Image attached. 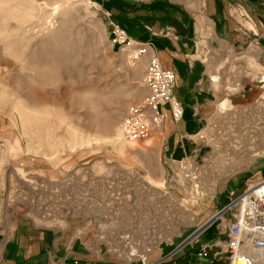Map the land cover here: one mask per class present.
I'll return each mask as SVG.
<instances>
[{"label":"rangeland","instance_id":"rangeland-1","mask_svg":"<svg viewBox=\"0 0 264 264\" xmlns=\"http://www.w3.org/2000/svg\"><path fill=\"white\" fill-rule=\"evenodd\" d=\"M94 3L0 0V244L28 224L87 247L128 233L151 262L245 190L222 200L227 182L264 164V57L250 43L205 48L220 94L204 131L211 160L177 174L156 134L124 140L127 110L147 94L148 58L133 62L111 43L121 26Z\"/></svg>","mask_w":264,"mask_h":264},{"label":"crops","instance_id":"crops-1","mask_svg":"<svg viewBox=\"0 0 264 264\" xmlns=\"http://www.w3.org/2000/svg\"><path fill=\"white\" fill-rule=\"evenodd\" d=\"M200 1L94 0L98 9L108 11L111 20L123 27L130 38L149 45V56L157 57L165 69L176 75L174 96L181 102L184 114L176 122L169 107L163 108V123L153 133L159 137L157 151L162 162L198 158L206 153L202 133L218 110L220 94L213 79L217 75L203 59L210 56L205 48L250 43L252 48L261 50L260 55L264 57V0ZM261 168L264 172V164L256 168L253 178L249 175L238 183L235 180L227 182L220 192V196L225 197L222 200H230L234 189H246L247 183L264 178ZM228 213L220 216L191 243L182 247L184 241L177 244L172 249L173 256L157 252L150 258L151 262L230 264L225 250L227 227L232 219V215L228 218ZM205 251L207 257L202 256ZM0 255L1 264H61L65 258L80 264H117L114 258L70 239L69 233L29 224L17 225L0 244Z\"/></svg>","mask_w":264,"mask_h":264},{"label":"built area","instance_id":"built-area-1","mask_svg":"<svg viewBox=\"0 0 264 264\" xmlns=\"http://www.w3.org/2000/svg\"><path fill=\"white\" fill-rule=\"evenodd\" d=\"M110 40L114 46L125 51L133 62L148 58L143 78V85L147 94L142 101L128 108L121 125L124 140L130 144H138L150 139L153 133L161 127L164 120V107H169L174 121L179 122L183 118L182 104L174 96L176 75L172 70L165 69L157 57L149 56L148 44L134 41L123 28L117 25L113 26L110 32ZM208 126L209 121L204 131ZM204 131L202 140L207 145L210 136L204 135ZM207 154L206 152L198 158L170 160L167 164L170 170L177 174L187 170L192 171V169L198 170L199 168L195 164L199 165V162L203 161L200 167L203 168L211 160L206 159ZM192 178L195 188H199L200 177ZM233 195L234 193L231 194V196ZM226 208L225 213L232 208H237V213L232 215L227 227L228 238L225 243V250L230 264H259L264 261V178L248 184L246 189L233 199ZM122 239L124 245L122 241L119 245H109L108 241L101 240V243L106 247L105 251H103V245L100 243H98L99 247L94 245L90 247L100 254L114 258L117 264H157L147 262L146 255L139 253L130 246V234L127 233L122 236ZM202 256L207 257V251ZM61 264L80 263L77 260L71 261L69 258H65Z\"/></svg>","mask_w":264,"mask_h":264},{"label":"water","instance_id":"water-1","mask_svg":"<svg viewBox=\"0 0 264 264\" xmlns=\"http://www.w3.org/2000/svg\"><path fill=\"white\" fill-rule=\"evenodd\" d=\"M226 210L227 208H224L223 210H221V212H219L218 214L213 216L210 220H208L207 223L203 226V228L197 230L193 235H191L183 244H181V247L185 246L186 244L191 242L197 235L201 234L205 228L213 224L220 216H222L225 213Z\"/></svg>","mask_w":264,"mask_h":264},{"label":"bare ground","instance_id":"bare-ground-1","mask_svg":"<svg viewBox=\"0 0 264 264\" xmlns=\"http://www.w3.org/2000/svg\"><path fill=\"white\" fill-rule=\"evenodd\" d=\"M60 70H61V68H59V69H57V71H59L60 72ZM56 71V72H57ZM59 72H57V73H59ZM52 76V75H51ZM55 77H56V75L51 79V81L53 80V79H55Z\"/></svg>","mask_w":264,"mask_h":264}]
</instances>
